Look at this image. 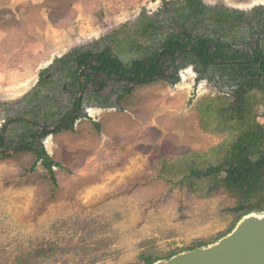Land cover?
Segmentation results:
<instances>
[{"label":"rangeland","instance_id":"rangeland-1","mask_svg":"<svg viewBox=\"0 0 264 264\" xmlns=\"http://www.w3.org/2000/svg\"><path fill=\"white\" fill-rule=\"evenodd\" d=\"M165 1L175 7L165 11L163 0H0V152L10 155L0 160V264H143L142 255L163 258L227 234L226 194L202 198L169 182L153 162L229 142L234 133L201 107L211 100L227 108L245 84L264 86L263 75L245 78L238 65L204 66L176 51L173 64L160 59L164 78L152 83L90 74L75 105L82 93L75 56L86 52L108 51L128 66L181 34L186 48L203 36L209 53L228 59L264 52V0H202L210 11L198 19L187 8L175 11L189 0ZM248 96L245 122H264V92ZM43 128L53 133L41 138ZM29 143L58 165L56 187L40 162L31 169L35 155L21 149Z\"/></svg>","mask_w":264,"mask_h":264},{"label":"trees","instance_id":"trees-1","mask_svg":"<svg viewBox=\"0 0 264 264\" xmlns=\"http://www.w3.org/2000/svg\"><path fill=\"white\" fill-rule=\"evenodd\" d=\"M163 2L164 9L167 12L175 7L172 2L165 0ZM186 8L190 16L196 19L202 18L210 11V7L206 6L202 0H189L184 9L181 8L179 10L177 8L175 11L183 12ZM218 14L223 16L220 13ZM202 37L196 39L199 42L198 44L201 43L204 49L207 48L210 51V42L207 38L204 37L202 39ZM181 42L183 43V40L180 39V35H171L165 40L158 54L148 60L135 59L128 66L124 65L116 57L112 58L108 51H103L99 54L86 52L75 56V60L79 65L78 68L84 65L90 71L89 74H82L86 82H89L90 74L95 75L100 71H106L111 75L114 71L117 76L121 78L128 76L131 81H137V84L152 83L155 81L153 76H156L157 79L164 78L161 65H159L163 56L169 55L174 61L173 56L176 51L187 52L185 44L182 45ZM205 56L215 58L210 53ZM64 61H66L65 57L60 58L56 62L62 63ZM176 80L177 78H175L173 83ZM78 81L81 84L79 77ZM252 89H259L264 92L262 84L249 83L238 91L233 103L231 102L230 104V102L227 103V100L225 101V104H230L227 108H216L211 100L206 107H201L203 115H217L218 120L221 122L220 125H225L224 128L234 133L229 142L203 153L188 151L175 157L171 155L158 156L153 162V166L160 173L162 172L161 175L169 179V182L179 186L186 185L193 193L202 198L221 193L226 194L231 202V205L226 210L233 215L232 225L226 233H229L244 215L253 211L264 212V122H245L246 115L241 114V112L247 111L249 105H251L252 100L249 98L248 93ZM216 101L213 100V102ZM78 102L82 104L83 99H78ZM5 130L4 126L3 131ZM42 133L39 136L41 138L53 132L43 128ZM4 146L5 140L3 135L0 134V149ZM21 149L32 152L35 155V163L31 169L33 170L34 166L40 162L47 171L53 186L56 187L57 179L53 168L58 165L51 159L45 149L42 146L34 145V143H29ZM9 156L7 153L0 152V160ZM174 178H177V180L173 181ZM203 245L205 244L197 242L188 248L172 251L163 258L169 259L179 252L192 250ZM163 258H156L153 255L140 256L143 264H152Z\"/></svg>","mask_w":264,"mask_h":264},{"label":"water","instance_id":"water-1","mask_svg":"<svg viewBox=\"0 0 264 264\" xmlns=\"http://www.w3.org/2000/svg\"><path fill=\"white\" fill-rule=\"evenodd\" d=\"M152 264H264V213L244 215L229 233L212 244Z\"/></svg>","mask_w":264,"mask_h":264},{"label":"flooded vegetation","instance_id":"flooded-vegetation-1","mask_svg":"<svg viewBox=\"0 0 264 264\" xmlns=\"http://www.w3.org/2000/svg\"><path fill=\"white\" fill-rule=\"evenodd\" d=\"M203 38L204 37H202V39ZM190 43H191L190 48H188V47L185 48L186 51L189 53H193L196 56H199L200 59L202 60V62L204 63V66L209 65V64H212V65L213 64H217V65L218 64H220V65H232L233 64V65H238L240 67L245 78L253 77L257 74V72L264 76V52L262 51V49H260L258 47H256L253 51L251 50L250 52H247L246 55L240 54L239 56H236V57H232V58L229 57V59L227 58V56H228L227 52H224L221 54L218 51H216V49H213L214 52L212 51L210 54L214 55L215 58H211V57L208 58L205 55L209 54V49H207V48L204 49L202 47L201 43L198 44L199 42L197 40H191ZM181 44L184 45V43H182V42H181ZM198 49H200V50H198ZM192 50H194V51H192ZM178 54L181 55L182 52L178 51ZM165 58L168 61L170 60V62L173 64L172 57H170L169 55H166ZM206 58H208L207 61H205ZM78 66L79 65L77 64V68H78ZM78 69L80 70L79 80L81 81L80 87L82 88V93H80V97L78 99H83L82 95H83L86 80L83 79L85 77H83L82 74L85 73L86 67L84 65H82ZM113 74H114V71L111 73V75H113ZM107 75H110L109 72H107ZM119 78H121V77H119ZM121 79L130 80L128 78V76L126 78H121ZM82 80H84V84H83ZM78 99H77L76 107L81 105V102H78ZM1 134L3 135L4 140H5V134L4 133H1Z\"/></svg>","mask_w":264,"mask_h":264},{"label":"bare ground","instance_id":"bare-ground-1","mask_svg":"<svg viewBox=\"0 0 264 264\" xmlns=\"http://www.w3.org/2000/svg\"><path fill=\"white\" fill-rule=\"evenodd\" d=\"M251 2H253V1H251ZM258 2V1H257ZM263 2V1H262Z\"/></svg>","mask_w":264,"mask_h":264}]
</instances>
